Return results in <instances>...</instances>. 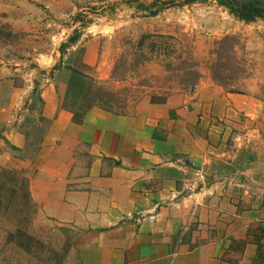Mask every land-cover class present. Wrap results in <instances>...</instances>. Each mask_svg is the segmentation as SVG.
Returning <instances> with one entry per match:
<instances>
[{
  "label": "crops",
  "instance_id": "obj_1",
  "mask_svg": "<svg viewBox=\"0 0 264 264\" xmlns=\"http://www.w3.org/2000/svg\"><path fill=\"white\" fill-rule=\"evenodd\" d=\"M57 2L44 5L62 15ZM58 54L0 58V167L26 179L33 229L67 239L63 264H264V131L228 144L254 100L200 80L74 118L67 79L47 72Z\"/></svg>",
  "mask_w": 264,
  "mask_h": 264
},
{
  "label": "rangeland",
  "instance_id": "obj_2",
  "mask_svg": "<svg viewBox=\"0 0 264 264\" xmlns=\"http://www.w3.org/2000/svg\"><path fill=\"white\" fill-rule=\"evenodd\" d=\"M31 1L33 8L25 12L14 0L13 7L8 0L0 3L2 60L58 51L48 75L68 81L67 65L73 66L89 78L93 90H101L97 89L115 112L131 110L147 96L160 99L189 92L200 80L210 81L254 100L238 116L239 129L233 128L237 142L230 138L228 144L256 147V129L264 131V18L245 22L213 0L174 4L154 15L149 11L159 4L152 0H58L62 15L46 7L47 0ZM28 15L38 20L23 22L21 16ZM75 32H80L77 41L63 47L61 54V43ZM90 55L94 64L88 66L84 59ZM42 73L45 70L37 75ZM100 103L104 104L95 105ZM251 155L245 152L243 160ZM3 169L0 264H63L67 239L33 229L36 208L28 198L25 178Z\"/></svg>",
  "mask_w": 264,
  "mask_h": 264
},
{
  "label": "trees",
  "instance_id": "obj_3",
  "mask_svg": "<svg viewBox=\"0 0 264 264\" xmlns=\"http://www.w3.org/2000/svg\"><path fill=\"white\" fill-rule=\"evenodd\" d=\"M178 1V0H177ZM195 1L205 2L208 0H179L175 3V0H152L153 3H158V7L155 9H150L149 14L154 15L163 8L169 7L171 5H183ZM218 6L226 8L229 13L234 15L236 18L243 20L245 22H252L257 18H264V0H213ZM141 5V4H140ZM80 32H75L72 36L68 38L66 42L61 43V54L63 53V47L73 44L77 41ZM57 68V67H56ZM70 73L67 81V88L62 100V107L71 110L74 113V118H77L80 110H85L95 105V102H103L98 106L106 109H110L108 101L103 100L102 94L99 92L101 90H93V85L91 81L86 78V75L74 68L73 66L67 65ZM69 95L80 99H68ZM108 104V105H107ZM78 110V111H77ZM6 170V169H3ZM26 183V179H24ZM27 192V191H26Z\"/></svg>",
  "mask_w": 264,
  "mask_h": 264
}]
</instances>
